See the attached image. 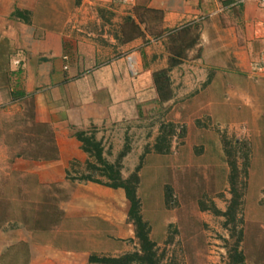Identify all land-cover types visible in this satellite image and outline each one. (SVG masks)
<instances>
[{"label": "rangeland", "instance_id": "obj_1", "mask_svg": "<svg viewBox=\"0 0 264 264\" xmlns=\"http://www.w3.org/2000/svg\"><path fill=\"white\" fill-rule=\"evenodd\" d=\"M45 3L51 5L38 10L39 24H59L61 13L71 11L75 4ZM142 14L149 40L155 42L162 36L154 27L156 15ZM127 18L108 28V34L102 33L117 40L111 52L116 58L127 52L119 47L134 33ZM197 32L166 36L148 54L151 61L168 66L173 54L182 53V64L169 74L171 99L157 105L150 97L148 112H135L108 132H97V138L106 141L111 162L126 153L124 178L139 169L141 214L161 264H264L262 54L248 73H214L208 80L206 72L190 65L200 56L197 47L187 49ZM21 98L10 105L11 98L6 97L0 110V172L4 173L0 178V224L11 232L30 231L36 224L54 230L62 213L59 207L71 196V185L86 182L67 179V188H43L34 176L12 171L18 159L56 155L53 130L39 123L34 99ZM70 171L71 179L88 173L80 162L71 165ZM117 215L116 226L95 220L68 224L56 242L68 251L108 258L139 251L128 211L122 218L118 209ZM20 243L29 245L20 241L6 247L0 264H30L26 247L8 252Z\"/></svg>", "mask_w": 264, "mask_h": 264}, {"label": "crops", "instance_id": "obj_2", "mask_svg": "<svg viewBox=\"0 0 264 264\" xmlns=\"http://www.w3.org/2000/svg\"><path fill=\"white\" fill-rule=\"evenodd\" d=\"M45 1L0 0V110L6 97L11 98V105L21 93L26 98L31 96L38 121L52 127L59 152L53 161L18 159L12 171L34 176L43 188H64L72 163L89 160L75 136L77 132H108L115 124L130 120L135 112H148L150 97L160 104L154 74L168 66L151 61L148 54L154 46L162 45L169 31L184 26L198 30L200 56L190 65L206 72L208 80L214 73H248L253 62L264 56V5L257 3L60 0L75 4L71 11L61 13L59 24L50 25L38 22V10L51 5ZM17 9L29 12L30 21L12 18ZM146 10L159 16L154 27L162 36L155 42L149 40L147 22L138 20ZM125 17L135 19L144 35L120 45L119 49L127 52L116 58L111 52L117 40L102 33L108 34V28ZM129 56L136 61L134 72ZM98 140L105 147L106 141ZM3 175L1 170L0 178ZM71 186L70 198L59 207L64 216L55 229L44 233L1 229L0 257L6 247L27 241L30 264H87L90 253L68 251L57 244L59 236L68 224L95 220L116 226L118 209L123 218L128 202L121 189L94 183Z\"/></svg>", "mask_w": 264, "mask_h": 264}, {"label": "trees", "instance_id": "obj_3", "mask_svg": "<svg viewBox=\"0 0 264 264\" xmlns=\"http://www.w3.org/2000/svg\"><path fill=\"white\" fill-rule=\"evenodd\" d=\"M144 12L155 14L156 20H159V16L155 12H152L150 10H146ZM29 15H30L29 12H23L17 9L12 15V18L21 19L26 22H29L30 21L28 17ZM140 20L145 22V18H143V16L140 17ZM127 22L132 25L134 29L133 30L134 33L127 37L126 42L133 41L134 39H137L138 37L144 35V33L141 31L140 25L137 24L135 19H133L132 17H128ZM194 29L195 28H193L192 26H184L181 28H177L169 31L167 33V37L171 38L173 36L174 37L177 36L178 34H186ZM198 41H199V33L197 32L196 39L187 49L188 50L194 49L198 45ZM181 56L182 53L180 52L178 54H173L170 58V63L168 67L159 70L154 74V83L161 104L171 99L172 94L169 90V86H170L169 74L175 68H177L182 64L183 60L180 58ZM19 96H21L22 98H26L23 93H21V95ZM40 124L43 126L45 125L50 126L44 123H40ZM97 132L98 131L96 129H93L92 131L89 132L79 131L76 133L75 135L76 138L78 139V141L82 143V150L89 156V160L85 163V165L87 166L88 173L82 175L79 178L71 179L70 178L71 171H68L67 179H70L72 181L94 183L114 190H120V189L123 190L125 192L127 202L129 203L128 217L131 223L135 227V236L139 241L140 250L133 254H126L121 258H108V257H99L97 255H92L89 257L87 264H161V261L157 258V254L154 250L155 243L151 240L150 237L151 230L147 222L144 221L141 214V201L138 196V190L140 186L139 169H137L136 172L133 173L128 179L124 178L122 172L123 171L122 160L126 157V153L121 155L118 161L111 162L107 158L103 142L99 141L97 138ZM52 134H53V142L55 145L54 152L56 153V155L51 158H38L32 161H53L57 159L59 152L56 144L54 131ZM76 164H78V162H73L72 166H75ZM96 174L98 175L97 177L95 176ZM235 202H237V200L233 201L234 204H237ZM63 216L64 214L61 213L59 219L54 223L55 227L62 220ZM4 227L5 225L0 224V230L4 229ZM30 231L49 232L52 230L47 229V227H43L40 224H36L35 226L31 227ZM19 246H24L27 248L28 259L30 262L31 251L28 244L20 243L19 245L12 247L8 252L16 250Z\"/></svg>", "mask_w": 264, "mask_h": 264}, {"label": "built area", "instance_id": "obj_4", "mask_svg": "<svg viewBox=\"0 0 264 264\" xmlns=\"http://www.w3.org/2000/svg\"><path fill=\"white\" fill-rule=\"evenodd\" d=\"M239 2L241 4H245V3H257V4H260V5H264V0H239ZM263 59H264V56H263ZM262 61H263L262 64L264 65V60H262ZM128 62H129V66H130L131 71L134 72L135 66H136V61L133 58V56H129Z\"/></svg>", "mask_w": 264, "mask_h": 264}]
</instances>
